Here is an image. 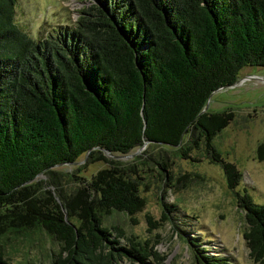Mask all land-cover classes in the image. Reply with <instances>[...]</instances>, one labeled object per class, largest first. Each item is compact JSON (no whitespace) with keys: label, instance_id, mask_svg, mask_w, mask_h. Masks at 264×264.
<instances>
[{"label":"trees","instance_id":"16d2710c","mask_svg":"<svg viewBox=\"0 0 264 264\" xmlns=\"http://www.w3.org/2000/svg\"><path fill=\"white\" fill-rule=\"evenodd\" d=\"M13 10L14 0H0V264H11L2 235L32 228L58 241L50 264L162 259L147 240L102 224L101 213L130 214L142 204L136 163L124 166L103 149L180 145L186 155L190 145L181 143L188 133L194 146L202 140L233 189L241 171L211 141L233 113L200 111L242 68L264 67V0H95L71 27L39 40L18 28ZM256 153L264 155V142ZM80 155L108 165L68 194L52 167ZM155 162L164 168L163 160ZM233 194L248 256L264 263V204L245 190ZM162 206L165 219L169 209ZM184 238L195 245V264H230Z\"/></svg>","mask_w":264,"mask_h":264},{"label":"rangeland","instance_id":"374dc122","mask_svg":"<svg viewBox=\"0 0 264 264\" xmlns=\"http://www.w3.org/2000/svg\"><path fill=\"white\" fill-rule=\"evenodd\" d=\"M94 1L14 0L13 20L20 30L39 40L71 27L78 11ZM236 81L231 87L212 92L207 103L208 111L230 109L233 113L227 126L211 140L220 156L241 171L233 189L227 188L220 164L210 158L202 140L198 138L199 144L194 146L188 133L181 143L190 145L186 155L181 153L180 145L144 144L121 157H112L103 151L106 158L123 164L136 163L141 206L130 214L115 210L103 212L101 222L108 227L118 225L125 236L141 242L147 240L163 257L156 259L149 255L143 264H195V245L187 243L184 237L195 238L205 246L206 252L223 255L230 264H264L248 256L242 236L243 212L236 206L233 194L234 190H245L254 201L264 204V155L259 157L256 153L257 146L264 142V67H244ZM155 159L163 160L164 168ZM107 165L102 158L88 160L86 155H80L75 161L54 165L52 168L57 173L53 177L64 192L72 194L80 185L79 180L90 178L97 169ZM48 187L54 190L53 184ZM162 204L169 209L164 210L165 219H160ZM147 215L157 222L155 226L148 223ZM4 234L1 238L4 254L11 264H50L49 253L59 247L58 241L43 228ZM119 240L127 243L125 237ZM118 264L138 263L123 257Z\"/></svg>","mask_w":264,"mask_h":264},{"label":"water","instance_id":"95a60500","mask_svg":"<svg viewBox=\"0 0 264 264\" xmlns=\"http://www.w3.org/2000/svg\"><path fill=\"white\" fill-rule=\"evenodd\" d=\"M236 82H237V81L235 80L232 84H230V85H226V86H223V87H219V88H217L216 90L221 89V88L231 87V86H233ZM216 90H214V91H216ZM214 91H213V92H214ZM211 93H212V92H211ZM211 93H210V94H211ZM209 96H210V95H209ZM209 96H208V98H209ZM208 98H207V100L205 101V104H204V106H203V108L201 109L200 112H203V111L206 110V108H207V103H208ZM140 147H141V146H138V147L136 148V150L139 149ZM103 151L106 152L107 154L111 155L112 157H121V156H127V155H128L127 153L113 154L111 151H109V150H107V149H103ZM84 156H85V155H84ZM64 163H66V162H64ZM58 164H61V163H58Z\"/></svg>","mask_w":264,"mask_h":264}]
</instances>
